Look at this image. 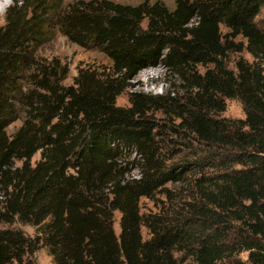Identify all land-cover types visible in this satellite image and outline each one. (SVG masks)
Masks as SVG:
<instances>
[{
    "label": "trees",
    "instance_id": "trees-1",
    "mask_svg": "<svg viewBox=\"0 0 264 264\" xmlns=\"http://www.w3.org/2000/svg\"><path fill=\"white\" fill-rule=\"evenodd\" d=\"M171 1L65 7L64 33L110 60L79 66L70 84L32 52L54 0L7 9L0 264H37L42 247L54 264H264V0ZM243 51L252 60L231 68ZM152 66L165 90L132 89ZM227 99L244 118L222 115ZM142 198L156 210L142 212Z\"/></svg>",
    "mask_w": 264,
    "mask_h": 264
},
{
    "label": "rangeland",
    "instance_id": "rangeland-1",
    "mask_svg": "<svg viewBox=\"0 0 264 264\" xmlns=\"http://www.w3.org/2000/svg\"><path fill=\"white\" fill-rule=\"evenodd\" d=\"M16 0H9L4 8H0V26L5 23L7 9L14 4ZM89 1V0H54V10L47 16L50 18L47 25V35L37 45L33 46L34 58L39 57L41 61H55L60 64L63 70H67L68 74L65 79L66 84L73 83V79L77 74L79 66L90 65L95 68H102L110 63L108 57L96 46L95 44H82L75 43L69 36L64 33V29L60 23L62 18V12L65 7L71 3ZM124 4H138L143 0H112ZM154 1V0H151ZM168 5H172L171 0H162ZM256 22L260 26H264V4L261 7V11L256 17ZM222 30L225 32L227 28L222 25ZM244 57L248 60H252L251 55L243 51L238 54H232L229 58V65L231 68H235V62L238 58ZM164 81V69L162 66H152L140 71L137 76L131 80L132 89L144 90L151 92H161L165 90ZM119 105L127 106L128 91L117 98ZM227 108L223 112V116L233 118H244L245 112L242 104L236 99H227ZM20 125V121H16L9 126V132H13ZM36 155L34 159L38 158ZM142 212L155 211L156 207L148 198H142L141 200ZM120 214L116 213L115 231L118 234L120 227L118 224ZM23 230L31 235H34V229L30 226L22 225ZM146 235V230L144 229ZM243 258L246 254L242 255ZM34 258L37 264H54L52 257L48 253L47 248L42 247L35 252Z\"/></svg>",
    "mask_w": 264,
    "mask_h": 264
},
{
    "label": "bare ground",
    "instance_id": "bare-ground-1",
    "mask_svg": "<svg viewBox=\"0 0 264 264\" xmlns=\"http://www.w3.org/2000/svg\"><path fill=\"white\" fill-rule=\"evenodd\" d=\"M9 0H0V8H4Z\"/></svg>",
    "mask_w": 264,
    "mask_h": 264
}]
</instances>
